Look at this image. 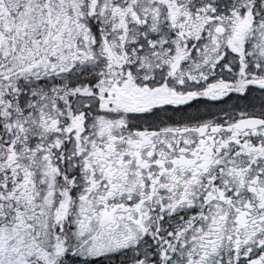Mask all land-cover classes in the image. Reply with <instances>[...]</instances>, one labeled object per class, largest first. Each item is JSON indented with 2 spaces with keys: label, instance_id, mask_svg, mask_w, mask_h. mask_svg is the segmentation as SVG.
<instances>
[{
  "label": "snow or ice",
  "instance_id": "obj_1",
  "mask_svg": "<svg viewBox=\"0 0 264 264\" xmlns=\"http://www.w3.org/2000/svg\"><path fill=\"white\" fill-rule=\"evenodd\" d=\"M0 264H264V0H0Z\"/></svg>",
  "mask_w": 264,
  "mask_h": 264
}]
</instances>
